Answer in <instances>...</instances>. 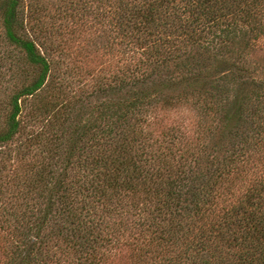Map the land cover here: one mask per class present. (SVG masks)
<instances>
[{
	"label": "trees",
	"instance_id": "trees-1",
	"mask_svg": "<svg viewBox=\"0 0 264 264\" xmlns=\"http://www.w3.org/2000/svg\"><path fill=\"white\" fill-rule=\"evenodd\" d=\"M23 3L0 0V87L11 81L0 99V147L27 127L26 105L38 123L34 161L13 181L18 200L0 204L14 234L7 264H106L117 249L131 264H264V174L244 188L231 181L264 163V49H255L264 0L59 5V20L77 17L78 29L92 13L103 46L124 55L97 68L86 120L71 117L69 81L54 77V60L25 32ZM183 104L204 115L193 133L173 123L153 137L148 118ZM214 129L221 146L205 141Z\"/></svg>",
	"mask_w": 264,
	"mask_h": 264
},
{
	"label": "rangeland",
	"instance_id": "rangeland-1",
	"mask_svg": "<svg viewBox=\"0 0 264 264\" xmlns=\"http://www.w3.org/2000/svg\"><path fill=\"white\" fill-rule=\"evenodd\" d=\"M66 1L67 0H24L23 4L25 9L22 15L23 23L25 32L31 36L37 44H40L38 45L40 50H46L49 58L52 57L54 60V63L51 65L54 77L56 76L60 79L62 77L63 79L69 81L70 86H66L67 95L64 99L73 105L71 117L86 120L87 117L92 116L91 112L94 110L93 107L97 104V92H95L96 89L93 88L97 87V68H103L107 71L108 68H112L115 65L120 64L124 55L117 46H113L112 48L109 46H103L105 39L97 37V21H93L92 13L88 17L90 18L89 22L87 21L86 25H83L80 29H78L77 26L80 23V20L77 17L75 20L70 18L59 20L56 10L59 8V5H64ZM95 4L96 3H93L92 6ZM33 5L36 6L35 10H31L30 8L32 7L33 9ZM59 24H63L66 28L65 30V28H62L64 26L61 27L64 32L61 36L55 31ZM31 25L35 28L34 32L31 30ZM107 38L108 42H113L111 38ZM258 42L259 43L256 44L255 49H264V40H259ZM55 43L61 44L60 51L58 50L56 53L53 51ZM5 48L6 50H9L12 47L6 46ZM12 53L14 54L16 61L17 58L19 60L18 56L20 53L18 50L13 49ZM13 68L15 73L18 72L19 74V70H16L17 66L16 69L15 66ZM5 69L6 68L3 66L1 67L0 76L2 75L5 77V75L2 74ZM204 70L205 73L214 72V69L211 70L210 67H206ZM8 74L9 72L6 73V76H8ZM10 87L11 81L8 83V87L6 89L0 87L1 100L4 99L6 96L5 94L10 91ZM81 90H83V93L80 92ZM92 91L93 93L91 95ZM70 92H72V95ZM28 109L29 106L26 105L23 113L21 114V116H23L24 123L27 126L25 127L23 133L15 136L9 142L8 146L4 145L0 147V151H2L0 153V204L1 202L10 199V203L8 205L10 207V204H13L14 199L15 201L18 200V198L15 197L18 195V191H16V184L13 183V181L17 183L23 180L25 177V166H27V162L34 161V154L36 153L37 148L36 145L34 147H30L32 140L30 134L36 132L38 123H36L35 120L30 119L29 115L27 116ZM201 113L202 111L195 109L191 104H183L175 107L174 110L171 108L166 111L159 110L154 118H148V122H146V124L151 130L153 137H157L163 131L169 130L173 123L178 125V127L184 126L181 129L186 133H193L197 127L196 124L198 120L201 122V115L204 116ZM3 117V113H1L0 126L2 124ZM211 129L213 128L211 127ZM210 137L212 138L211 140L209 137L205 138L208 145L221 146L225 142L224 139H226L220 137V129H214ZM19 151L23 154V156H25L24 158H17V153ZM263 174V160L255 159L254 162L249 164V166H243L240 168L239 172H235L231 176V181L235 186L244 188L255 178H261ZM5 184L7 186H4ZM2 223L3 216L0 213V264H7L8 256L11 254L12 250L14 234L11 231V226L7 224L2 225ZM118 251L119 249L115 250L116 253H110V259L106 264H131V261L133 262L135 260V258L130 256L129 252L124 251L125 254H120Z\"/></svg>",
	"mask_w": 264,
	"mask_h": 264
}]
</instances>
